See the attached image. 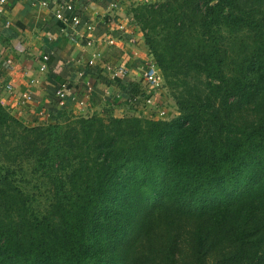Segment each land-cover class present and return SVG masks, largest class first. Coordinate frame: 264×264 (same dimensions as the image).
I'll return each instance as SVG.
<instances>
[{"label": "trees", "instance_id": "16d2710c", "mask_svg": "<svg viewBox=\"0 0 264 264\" xmlns=\"http://www.w3.org/2000/svg\"><path fill=\"white\" fill-rule=\"evenodd\" d=\"M129 11L177 115L28 127L0 97V264H264V0Z\"/></svg>", "mask_w": 264, "mask_h": 264}, {"label": "crops", "instance_id": "0c3cea01", "mask_svg": "<svg viewBox=\"0 0 264 264\" xmlns=\"http://www.w3.org/2000/svg\"><path fill=\"white\" fill-rule=\"evenodd\" d=\"M145 1L5 0L0 6L2 104L28 127L63 122L65 115L97 114L106 118L157 116L158 111L152 107L159 110L161 106L158 105L168 100L163 86L154 91L150 101L145 96L144 102H127L142 83L140 65L149 59L142 33L134 24L129 10ZM63 3L72 6L71 10H63L65 17L76 14L81 26L84 23L93 26L92 47H85L81 40L73 42L70 39L72 29L55 19L57 6ZM113 4L117 5L116 8L111 7ZM119 26L122 28L118 29ZM111 29L115 43L109 46L104 38ZM93 52H99L101 58L95 61L94 66H88ZM43 55L48 56L50 63L41 72L39 67ZM6 60L12 61L11 68L5 66ZM105 65L123 66L128 75L112 80L115 81L113 83ZM62 83L69 88L63 109L56 107L54 98V91ZM7 85H10V91ZM27 94L29 100L23 97ZM172 113L175 112L171 109L169 115Z\"/></svg>", "mask_w": 264, "mask_h": 264}, {"label": "built area", "instance_id": "2783aa9c", "mask_svg": "<svg viewBox=\"0 0 264 264\" xmlns=\"http://www.w3.org/2000/svg\"><path fill=\"white\" fill-rule=\"evenodd\" d=\"M145 2H149V0H146ZM5 3V0H0V6ZM117 5L113 4L111 5L112 8H116ZM71 10L72 6L69 4H60L57 6V10L54 14V17L56 20L59 22L63 23L66 28H71L72 29V34H71V40L73 42H78L79 40L84 43L83 45L85 47H92L94 44V40L92 38L94 28L91 24L84 23L81 26L79 17L74 14L70 17H65L63 15V10ZM113 28V27H112ZM118 29H121L122 27H117ZM113 31L112 29L107 32L106 37L104 38V41L106 44L109 46L114 45L115 43V38L113 34L111 33ZM101 55L99 52H93L91 53V58L88 60L87 65L88 66H94L95 61L100 59ZM48 61V56L43 55L41 57V64L39 67V70L41 72H44L47 68L46 62ZM5 66L8 68H11L13 66V63L11 60H6ZM106 69L109 72V77L113 80L118 79V78H124L128 75L127 69L123 66H110V65H105ZM139 77L142 80L141 83V90L145 93V96H148L150 101L152 94L154 91H156L159 87H162V79L159 73L158 68L156 67L155 63L153 60L149 57L148 60H146L142 65L139 67ZM7 90L10 91L11 87L10 85H7ZM68 94H69V88L68 85L65 83H62L59 85V87L54 91V98L57 103L58 108H64L66 106V102L68 99ZM24 99L29 100L30 97L29 95H24ZM139 100V97H134L132 99L133 102H137ZM147 101V102H148ZM135 102V103H136ZM40 114H43L41 112ZM157 116L160 117L159 119H163L166 117H169V113L165 108H159L157 112Z\"/></svg>", "mask_w": 264, "mask_h": 264}, {"label": "rangeland", "instance_id": "374dc122", "mask_svg": "<svg viewBox=\"0 0 264 264\" xmlns=\"http://www.w3.org/2000/svg\"><path fill=\"white\" fill-rule=\"evenodd\" d=\"M149 1H156V2H160L161 0H149ZM223 36L226 38V41L225 42H227L229 39H230V36L228 35V34H226V33H223ZM163 90H164V92L163 93H165V95H166V97L168 98V100H166L164 103L162 102V104L161 105H158V107H160V109L161 108H165L167 111L169 110V108H170V110H169V114H171V109H172V112H175L172 116L171 115H169V117H166V118H164V119H171L173 116H176L177 115V109L175 108V106H174V102H173V100L169 97V92L167 93V91L163 88ZM164 104V105H163ZM153 108V110L155 111L156 110V112L158 111V108L157 109H154V107H152ZM175 108V109H174ZM153 114H156V113H153ZM67 116H72V115H67ZM74 116V115H73ZM144 117H145V115H143ZM154 117V119H156L158 116H153ZM152 118V117H151ZM158 118H160V117H158ZM21 184V186H22V188H24L25 189V191H27V190H31V193H34L33 195H34V202H33V206L36 208V209H41L43 206H44V204H45V201H44V196H41L40 195V192H37V190H34V189H31V185H27V184H25V183H23V182H21L20 183ZM41 192H43V191H41Z\"/></svg>", "mask_w": 264, "mask_h": 264}]
</instances>
